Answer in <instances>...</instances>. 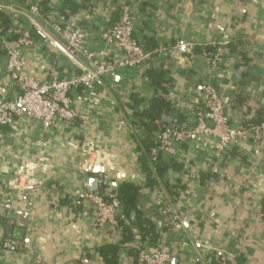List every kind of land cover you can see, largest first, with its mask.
Listing matches in <instances>:
<instances>
[{
  "label": "crops",
  "instance_id": "obj_1",
  "mask_svg": "<svg viewBox=\"0 0 264 264\" xmlns=\"http://www.w3.org/2000/svg\"><path fill=\"white\" fill-rule=\"evenodd\" d=\"M12 1V10L0 9L8 17L0 19V88L8 83L2 41L12 42L30 28L22 15L28 5ZM125 6L134 38L151 56L142 68L121 69L102 79L93 101L80 90L70 93L75 110L89 117L86 129L77 121L43 133L24 118L0 128V242L12 239L19 245L17 252L2 254L0 264H137L138 248L151 238L149 226L157 239L170 244L172 264H204L218 254L237 264H264L260 152L242 140L220 160L219 173L211 174V140L192 137L175 160L165 159L172 167L163 180L148 187L137 148L145 138L154 143L157 131L137 125L132 109L133 98L135 110L144 111L153 97H160L169 105L162 121L189 128L202 111L199 86L209 81L223 99L231 129L264 120V0H52L42 5L37 21L47 27L51 21L73 20L89 31L87 47L98 50V32L116 24ZM33 32L23 76L47 80L79 73ZM225 35L230 44L224 62L211 70L202 48ZM147 71L162 72L159 88ZM90 178L99 179V185L103 180L108 190L122 182L140 185L135 208L142 216L119 210V232L94 228L92 206L73 195ZM8 197H13L9 213L1 207ZM165 203L181 217V229L162 230Z\"/></svg>",
  "mask_w": 264,
  "mask_h": 264
},
{
  "label": "built area",
  "instance_id": "obj_2",
  "mask_svg": "<svg viewBox=\"0 0 264 264\" xmlns=\"http://www.w3.org/2000/svg\"><path fill=\"white\" fill-rule=\"evenodd\" d=\"M52 0H24L29 9L22 15L29 23L28 29L19 32L16 40H3L5 49V72L7 85L0 88V128H10L20 118L36 124L44 133L57 124L80 122L81 129H86L89 122L87 114L79 113L72 104L70 93L80 90L87 101L96 98V86L104 78L115 75L121 69L142 68L151 54L144 52L133 36V20L128 7H122L116 24L103 27L97 35L102 48L91 50L86 41L89 31L70 20L64 24L51 21L43 27L37 21L42 5ZM244 1V0H241ZM12 0H0V9L12 10ZM32 31L42 37V41L64 56L79 73L70 77L51 76L47 80H36L23 76L27 66L24 51L34 44ZM230 44V37L225 35L218 42L210 44L212 55L203 56L211 70H217L224 62L225 48ZM202 111L195 117L191 127H179L156 121L157 134L154 147L150 150V160L155 162L158 156L175 160L180 154L181 145L192 137H204L211 140L210 172L218 174L220 160L225 158L232 148L242 140H248L256 148L264 161V122L247 129L233 130L225 110L223 99L209 81L199 86ZM124 125V122H118ZM89 156L90 151L82 150ZM87 167L96 164L86 162ZM76 200H84L93 208V227L111 234L120 231L117 215L120 202L109 190H88L87 182L74 193ZM13 197H8L1 207L9 213L12 210ZM160 223L169 228L181 229L183 221L175 212L171 203L162 207ZM19 245L15 240L5 239L0 242V256L15 253ZM137 264H172V249L163 240L150 238L143 248H138ZM204 264H237L224 254L205 260Z\"/></svg>",
  "mask_w": 264,
  "mask_h": 264
},
{
  "label": "trees",
  "instance_id": "obj_3",
  "mask_svg": "<svg viewBox=\"0 0 264 264\" xmlns=\"http://www.w3.org/2000/svg\"><path fill=\"white\" fill-rule=\"evenodd\" d=\"M5 20L8 18L4 14H0V19ZM1 19V20H2ZM4 22L1 21L0 27H3ZM32 36H33V31L31 30ZM1 35V33H0ZM143 49V48H142ZM144 52H146L143 49ZM214 50L207 46L202 48V53L206 55H212ZM147 75L149 78L152 80L151 82L155 87L159 88L162 83V77L163 74L162 72H156V71H147ZM164 83V82H163ZM133 116L136 118V124L139 125L142 129L146 130V132H150L151 130H156L157 128L154 125L156 121H162L161 117L163 114L168 112V104L164 102V100L160 97H153L151 99V102L149 103L148 107L144 111H136L135 107H137L138 102L133 98ZM163 122V121H162ZM264 120H258L255 123H253L252 126L258 125L260 123H263ZM166 124V122H164ZM144 141H147L142 144V146L137 148V151L140 153V164H141V171L144 175L145 178V184L148 187H154L157 183L158 180L162 181L164 176L167 174V171L169 170L170 167H172V162H168L166 164L165 159L167 157L164 156H158L157 160L155 162H151L150 160V150L154 147V143H150L148 138H145ZM183 145H181L180 148H182ZM87 176L89 177H94L96 176L95 174L89 173ZM167 191H171L167 185H165ZM99 189L103 190H108V186L105 184V182L102 180V182L99 185ZM142 187L138 184L132 183V182H122L118 184V186L114 190H109L113 192L116 197L118 198L120 202V210L122 211L123 215H128L130 213H135L137 218L141 217V213L136 210L135 208V202L140 194ZM170 196H175L173 195L172 191L169 193ZM162 207L160 210V215H161ZM161 219V217L159 218ZM119 225L122 226L121 222H119ZM161 227L163 224H160ZM162 230L169 228L168 226H163ZM124 228L122 227V230ZM146 234L153 238V240L158 241L157 235L155 234L154 227L149 226L148 229L146 230ZM108 251L111 252L113 251L112 248H108Z\"/></svg>",
  "mask_w": 264,
  "mask_h": 264
},
{
  "label": "water",
  "instance_id": "obj_4",
  "mask_svg": "<svg viewBox=\"0 0 264 264\" xmlns=\"http://www.w3.org/2000/svg\"><path fill=\"white\" fill-rule=\"evenodd\" d=\"M88 190L90 192H97L99 190V179L90 178L87 180Z\"/></svg>",
  "mask_w": 264,
  "mask_h": 264
}]
</instances>
